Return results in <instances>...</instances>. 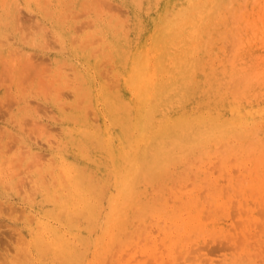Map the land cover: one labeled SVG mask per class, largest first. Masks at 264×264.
I'll list each match as a JSON object with an SVG mask.
<instances>
[{
  "label": "rangeland",
  "instance_id": "obj_1",
  "mask_svg": "<svg viewBox=\"0 0 264 264\" xmlns=\"http://www.w3.org/2000/svg\"><path fill=\"white\" fill-rule=\"evenodd\" d=\"M90 1L5 0L2 7L0 0V71L6 72L4 76L0 72V264H264V82L259 83L258 77L259 82H255L264 68V31L251 33L253 25L261 26L264 21V0H153L157 4L152 0ZM5 17H9L7 21ZM96 36L101 39L94 44L91 41ZM102 36H108L106 42ZM127 40L132 41L128 47ZM225 40L238 57L230 56L234 51L227 53ZM98 46L100 51L94 53ZM143 50L155 53L153 62L158 70L155 83L140 95L146 103L139 106L129 79ZM27 62L37 69L28 67ZM69 65L73 70L79 68L73 73ZM215 70L217 73H213ZM100 71L108 77H101ZM235 77L242 78L240 81L248 78V83L243 81L248 87ZM45 82L48 86L51 83L50 89ZM58 86L61 89L54 88ZM232 91L236 96L231 97ZM87 109L92 114L86 116ZM143 113L147 114L141 128L144 139L135 126ZM187 123L193 127L191 134L180 132ZM47 137L55 144L48 143ZM21 153L24 159L20 161ZM33 153H40L46 160ZM35 159H40V169ZM217 161L219 166H215ZM30 162L34 166L26 169L27 163L31 167ZM238 163L242 166L237 167ZM67 170L75 180V185L70 181L72 188L65 183ZM125 176L127 182L122 185ZM16 184L21 186L24 201ZM29 187L31 191L26 189ZM12 207L23 211L19 220V213Z\"/></svg>",
  "mask_w": 264,
  "mask_h": 264
},
{
  "label": "bare ground",
  "instance_id": "obj_2",
  "mask_svg": "<svg viewBox=\"0 0 264 264\" xmlns=\"http://www.w3.org/2000/svg\"><path fill=\"white\" fill-rule=\"evenodd\" d=\"M9 1H12V0H9ZM16 1H18V0H16ZM116 1H117V0H116ZM120 1H121V0H120ZM126 1H127V0H126ZM132 1H133V0H132ZM181 1H182V0H180L179 3H181ZM183 1H184V0H183ZM187 1H189V0H187ZM191 1H192V0H191ZM195 1H196V0H194V2H195ZM216 1H217V0H216ZM216 1H215V2H216ZM1 2H2L1 4H2V7H3V6H4L3 4L5 3V0H4V1L1 0ZM20 2H21V1H20ZM90 2L92 3V2H94V1L91 0ZM95 2H96V1H95ZM113 2H114V1H113ZM118 2H119V1H118ZM128 2H129V1H128ZM145 2H146V0H145ZM150 2H151V0H150ZM154 2H155V1H154ZM154 2H153V0H152V3H153V4L156 3V2H155V3H154ZM177 2H178V1H177ZM198 2H199V1H198ZM223 2L225 3V1H223ZM237 2H238V1L236 0V3H237ZM248 2H249V1H248ZM257 2H258V1H257ZM257 2H256V3H257ZM261 2H262V1H261ZM24 3H25V2H24ZM28 3H30V2H28ZM91 3H90V4H91ZM96 3H97V2H96ZM140 3H142V2H140ZM184 3H185V2H184ZM188 3H190V2H188ZM220 3H222V2H220ZM220 3H219V4H220ZM241 3L244 4L243 1H242ZM245 3H246V2H245ZM252 3H253V1H252ZM256 3H255V4H256ZM1 4H0V5H1ZM10 4H11V3H10ZM21 4H22V3H21ZM146 4H147V3H146ZM156 4H157V3H156ZM163 4H164V3H163ZM177 4H178V3H177ZM182 4H183V3H182ZM190 4H191V3H190ZM192 4H193V3H192ZM198 4H199V3H198ZM206 4H207V3H206ZM227 4H228L227 6L229 7L230 3L228 2ZM233 4H234V3H233ZM233 4H232V5H233ZM238 4H239V3H238ZM253 4H254V3H253ZM262 4H263V6H264V3H262ZM30 5H31V4H30ZM96 5H97V4H96ZM127 5H128V4H127ZM129 5H131V4H129ZM129 5H128V6H129ZM134 5H135V4H134ZM140 5H141V4H140ZM143 5H145V4H143ZM151 5H152V4H151ZM178 5H180V4H178ZM183 5H184V4H183ZM201 5H202V3H201ZM214 5H215V3H214ZM232 5H231V6H232ZM234 5H235V4H234ZM244 5H245V4H244ZM259 5H260V4H259ZM8 6L10 7V5H8ZM92 6L94 7V5H92ZM188 6H189V5H188ZM197 6H198V5H197ZM207 6H208V5H207ZM221 6H222V5H221ZM239 6H240V5H239ZM246 6H247V3H246V5H245V7H246ZM251 6H252V4H251L249 7H251ZM9 7H8L7 9H9ZM30 7H31V6H30ZM56 7H57V6H56ZM132 7H133V6H132ZM136 7H137V6H136ZM149 7H150V6H149ZM156 7H157V6H156ZM156 7H155V8H156ZM178 7H179V6H178ZM178 7H176V8H178ZM181 7H182V6H181ZM186 7H187V6H186ZM186 7H185V8H186ZM202 7H203V6H202ZM219 7H220V6H218V9H219ZM245 7L242 6V9H241V10H243ZM249 7H248V8H249ZM258 7H260V6H258ZM13 8H14V6H13ZM134 8H135V7H134ZM182 8H183V7H182ZM203 8H205V7H203ZM211 8H212V7H211ZM220 8H221V7H220ZM224 8H225V5H224ZM28 9H29V8H28ZM125 9H127V8H125ZM140 9H142V8H140ZM159 9H160V8H159ZM235 9H236V8H235ZM253 9H254V6H253ZM255 9H256V6H255ZM258 9H259V8H257V10H258ZM262 9L264 10V8H262ZM11 10H12V9H11ZM14 10H15V9H14ZM14 10H13V12H14ZM31 10H32V9H31ZM127 10H128V9H127ZM129 10L131 11V9H129ZM136 10H137V8H136ZM146 10H148V9H146ZM176 10H177V9H176ZM176 10H175L174 12H176ZM183 10H184V9H183ZM219 10H221V9H219ZM241 10H240V12H241ZM32 11H33V10H32ZM133 11H134V10H133ZM154 11H155V10H154ZM162 11H163V8H162ZM177 11H178V10H177ZM206 11H207V10H206ZM208 11H209V10H208ZM217 11H218V10H217ZM255 11H256V10H255ZM5 12H6V9H5ZM149 12H151V10H150ZM149 12H148V13H149ZM188 12H189V11H188ZM213 12H214V11H212V13H213ZM222 12L224 13V9L222 10ZM231 12H232V10H231ZM238 12H239V10H238ZM252 12H253V11H251V13H252ZM256 12H257V11H256ZM261 12H262V10H261ZM263 12H264V11H263ZM11 13H12V11H11ZM127 13H129V12H127ZM130 13H131V12H130ZM133 13H134V12H133ZM138 13H139V12H138ZM144 13H145V12H143V14H144ZM162 13H163V12H162ZM184 13H185V12H184ZM192 13H193V12H191V9H190V14H192ZM220 13H221V12H220ZM258 13H259V11H258ZM8 14H9V11H8ZM61 14H62V13H61ZM140 14H141V13H140ZM155 14H156V12H155ZM173 14H174V13H173ZM188 14H189V13H188ZM190 14H189L188 16H190ZM214 14H215V13H214ZM248 14H249V12L247 13V15H248ZM260 14H261L260 16L262 17V13H260ZM9 15H10V14H9ZM13 15H15V14H13ZM114 15H115V14H114ZM141 15H142V14H141ZM146 15H147V14H146ZM182 15H183V14H182ZM223 15H224V14H223ZM237 15H238V14H237ZM247 15H246V16H247ZM258 15H259V14H258ZM263 15H264V14H263ZM2 16H3V15H2ZM133 16L135 17V15H133ZM142 16H143V15H142ZM157 16H159V15H157ZM157 16H156V17H157ZM172 16L174 17V15H172ZM194 16L196 17L195 14H194ZM224 16H227V15H224ZM244 16H245V15H244ZM249 16H250V14H249ZM253 16H255V15H253ZM12 17H13V16H12ZM66 17H69V15H66ZM94 17H95V16H94ZM112 17H114V16L112 15ZM143 17H144V16H143ZM162 17H163V16H162ZM236 17H238V16H236ZM241 17H242V16H241ZM250 17H251V16H250ZM256 17H257V16H256ZM7 18H9V17H5V21L8 20ZM120 18H121V17H120ZM137 18H138V17H137ZM174 18H175V17H174ZM174 18H172V19H174ZM176 18H177V17H176ZM216 18H217V17H216ZM226 18H227V17H226ZM6 19H7V20H6ZM91 19H92V18H91ZM122 19H123V18H122ZM125 19H126L127 21H129V20H128L129 18L127 19V16H126ZM172 19H171V22H172ZM228 19H231V15H230V17H229ZM228 19H227V20H228ZM235 19H237V18H235ZM258 19H259V21H261V18H260V17H257V20H258ZM3 20H4V19H3ZM3 20H2V21H3ZM65 20H66V19H65ZM95 20H97V19H95ZM126 20H125V21H126ZM131 20H132V19H131ZM158 20H161V17H160V16H159ZM158 20H156V21H157L156 23H158ZM165 20H167V19H165ZM169 20H170V19H169ZM179 20H180V18H179ZM202 20H203V17H202ZM233 20H234V19H233ZM9 21H10V19H9ZM9 21H8V23H9ZM15 21H17V17H16V20H15ZM104 21H105V20H104ZM109 21H110V20H109ZM111 21H112V20H111ZM122 21H123V20H122ZM140 21H141V20H140ZM140 21H139V22H140ZM146 21H148V20H146ZM176 21H177V20H176ZM204 21H205V18H204ZM218 21H220V20H218ZM228 21H229V20H228ZM235 21H236V20H235ZM132 22H134V20H133ZM162 22H163V21H162ZM162 22H161V23H162ZM165 22H166V21H165ZM177 22H178V21H177ZM179 22H180V21H179ZM230 22H231V20H230ZM230 22H228L227 25H229ZM240 22H241V21H240ZM246 22H247V21H246ZM8 23H5V25L8 24ZM16 23H17V22H16ZM68 23H69V21H68ZM110 23H111V22H110ZM136 23H137V22H136ZM156 23H155V25L157 26ZM161 23H160V24H161ZM224 23H225V22H224ZM241 23H242V22H241ZM252 23H253V22H252ZM258 23H259V22H258ZM3 24H4V23H3ZM80 24H81V23H80ZM93 24H94V22H93ZM114 24H115V23H114ZM116 24H117V23H116ZM124 24H126V23L124 22ZM147 24H148V23H147ZM158 24H159V23H158ZM175 24H176V23H175ZM225 24H226V23H225ZM233 24H234V22H233ZM239 24H240V23H239ZM253 24H254V23H253ZM260 24H261V22H260ZM63 25H65V23H64ZM97 25H98V23H97ZM131 25H132V23H131ZM139 25H140V24H139ZM141 25H142V24H141ZM152 25H153V24H152ZM187 25H189V24H187ZM199 25H200V24H199ZM218 25H220V24H218ZM227 25H226V26H227ZM241 25H242V24H241ZM243 25H244V23H243ZM18 26H19V25H18ZM59 26H60V25H59ZM94 26H95V25H94ZM98 26H99V25H98ZM115 26H116V25H115ZM123 26H124V25H123ZM126 26H127V25H125L124 28H126ZM162 26H163V24H162ZM189 26H190V25H189ZM191 26H192V29H193V27H195V25H194V26L191 25ZM234 26H235V25H234ZM234 26H233V30H234ZM236 26H237V25H236ZM244 26H245V25H244ZM261 26H262V27H261ZM261 26H259L258 24H255V26L253 25L254 29H253V32H251V33H253L252 35H255V34H257V33H258V35H259V32H262V33H263V31H264V21H263V23H262ZM51 27H52V26H51ZM63 27H64V26H62L61 28H63ZM65 27H66V26H65ZM65 27H64V28H65ZM102 27H103V26H102ZM127 27H129V26H127ZM132 27H133V26H132ZM138 27H139V26H138ZM142 27H143V25H142ZM158 27H159V26H158ZM221 27H222V26H221ZM224 27H225V26H224ZM224 27H223V29H224ZM245 27H246V26H245ZM245 27H244V28H245ZM247 27H248V26H247ZM6 28H7V27H6ZM52 28H53V27H52ZM95 28H96V27H95ZM124 28L121 29V30H124ZM160 28H161V27H160ZM219 28H220V27H218V29H219ZM225 28H226V27H225ZM229 28H231V27H229ZM229 28H228V30H229ZM66 29H67V28H66ZM74 29H75V28H74ZM76 29H77V27H76ZM97 29H98V27H97ZM102 29H103V28H102ZM129 29H130V28H129ZM148 29H150V28H148ZM153 29H156V28H153ZM161 29H162V28H161ZM208 29H209V28H208ZM248 29H250V28H248ZM51 30H53V29H51ZM69 30H70V29H69ZM113 30H114V29H113ZM141 30L143 31V29H141ZM157 30H159V28H158ZM182 30H183V29H182ZM189 30L191 31V29H189ZM214 30H215V29H213V31H214ZM216 30H217V29H216ZM219 30H220V29H219ZM231 30H232V28H231ZM246 30H247V29H246ZM250 30H251V29H250ZM0 31H1V30H0ZM58 31H59V30H58ZM91 31H92V30H91ZM100 31H101V30H100ZM217 31H218V30H217ZM234 31H235V30H234ZM243 31H244V30H243ZM56 32H57V31H56ZM63 32H64V31H63ZM96 32H97V31H96ZM96 32H95V33H96ZM103 32H104V31H103ZM105 32L107 33V31H105ZM114 32H115V30H114ZM134 32H135V31H134ZM137 32H138V31H137ZM154 32H155V31H154ZM192 32H193V30L191 31V33H192ZM209 32H210V31H209ZM215 32H216V31H215ZM58 33H59V32H58ZM64 33H65V32H64ZM67 33H68V31H67ZM106 33H105V34H106ZM123 33H124V34H125V33L127 34V32H125V31H123L122 34H123ZM128 33H129V32H128ZM132 33H133V32H132ZM135 33H136V32H135ZM139 33H140V32H139ZM185 33H187L186 30H185ZM223 33H224V32H223ZM60 34H63V33H60ZM68 34H69V33H68ZM68 34H66V36H67ZM76 34H77V32H76ZM105 34H103V35H105ZM116 34H117V32L115 33V35H116ZM124 34H123V35H124ZM130 34H131V32H130ZM208 34H209V33H208ZM215 34H216V33H215ZM219 34H221V33L219 32ZM219 34H218V35H219ZM226 34H227V33H226ZM237 34H238V33H237ZM237 34H234V35H237ZM243 34H244V32H243ZM42 35H44V34H42ZM69 35H70V34H69ZM74 35H75V34H74ZM92 35H93V34H92ZM106 35H107V34H106ZM132 35H133V34H132ZM134 35H135V34H134ZM138 35H139V34H138ZM154 35H155V33H154ZM154 35H153V36H154ZM180 35H181V33H180ZM183 35H184V34H183ZM185 35L188 36V34H185ZM210 35H213V33H212V34L210 33ZM245 35H246V34H245ZM247 35H248V34H247ZM247 35H246V36H247ZM261 35L263 36V34H261ZM78 36H79V35H78ZM93 36H94V35H93ZM126 36H127V35H126ZM128 36H129V35H128ZM128 36H127V37H128ZM136 36H137V34H136ZM157 36H159V34H157L156 37H157ZM165 36H166V35H165ZM187 36H186V37H187ZM213 36H214V35H213ZM216 36H217V35H216ZM229 36H230V35H229ZM239 36H240V35H239ZM246 36H245V37H246ZM105 37H106V36H105ZM105 37L102 36L103 40H104ZM132 37L134 38V36H132ZM148 37H149V36H148ZM156 37H154V38L156 39ZM161 37H164V36H161ZM188 37H189V36H188ZM245 37H244V38H245ZM250 37H251V36H250ZM254 37H257V36H254ZM37 38H38V37H37ZM66 38H68V36H67ZM121 38H122V36H121ZM152 38H153V37H151V39H152ZM244 38H243V39H244ZM251 38H252V37H251ZM74 39H76V38H74ZM80 39H81V37H80ZM94 39H95V42H94ZM97 39H98V40H97ZM100 39H101L100 37L97 38V36H96V37H93V40H92L91 42H93V43L95 44L96 41L98 42V41H100ZM105 39H108V36H107V38H105ZM109 39H111V38H109ZM119 39H120V38H118V40H119ZM151 39H150V41L152 42ZM202 39H203V38H202ZM230 39H232V38L229 37V42H230ZM77 40H78V39H77ZM103 40H102V41H103ZM123 40H124V38H123ZM125 40H126V39H125ZM157 40H159V39H157ZM233 40H234V49H236L235 46L237 45V43H235V42H237V41H235L234 37H233ZM247 40H250V38L248 37ZM254 40H255V39H254ZM259 40H260V42H259L258 40H257V41H258L259 43H261V39H259ZM262 40H264V39H262ZM71 41H72L71 44H73V42H75V41L73 40V38H72ZM104 41H105V40H104ZM114 41H115V40H114ZM127 41H128V40H127ZM144 41H145V40H143V42H144ZM242 41H243V40H241V42H242ZM65 42H66V41H65ZM76 42H77V41H76ZM85 42H86V41H84L83 43H85ZM105 42H106V41H105ZM112 42H113V40H112ZM112 42H111V43H112ZM121 42H122V41H121ZM123 42L126 43V41H123ZM131 42H132V41H131ZM131 42H130V43H131ZM133 42H134V41H133ZM141 42H142V39H141ZM151 42H150V45H151ZM156 42H157V41H156ZM173 42H174V41H173ZM185 42H187V41H185ZM204 42H205V41H204ZM227 42H228V39H227ZM227 42H226V40H225V42L223 41V43L226 44V46H227ZM231 42H232V40H231ZM262 42L264 43V41H262ZM102 43H103V42H102ZM107 43H109V42H107ZM116 43H117V41H116ZM130 43H129V41L127 42V47H128V44H130ZM136 43H137V42H136ZM255 43H256V42H255ZM78 44H79V43H78ZM91 44H92V43H91ZM98 44H99V43H98ZM109 44H110V43H109ZM109 44H108V45H109ZM122 44H123V43H122ZM132 44H133V43H132ZM132 44H131V45H132ZM231 44H232V43H231ZM235 44H236V45H235ZM238 44H239V42H238ZM62 45H63V44H62ZM108 45H107V46H108ZM116 45H119V44H115V46H116ZM123 45H124V44H123ZM123 45H122V47H123ZM140 45H141V44H140ZM144 45H145V44H144ZM147 45H148V43H147ZM215 45H216V44H215ZM251 45H252V43H251ZM255 45H256V44H255ZM80 46H81V44L79 45V47H80ZM89 46H90V44H89ZM101 46H102V45H101ZM115 46H114V47H115ZM120 46H121V44H120ZM124 46H125V45H124ZM148 46H149V45H148ZM155 46H156V45H155ZM223 46H224V45H223ZM223 46H222V47H223ZM226 46H225V47H226ZM242 46L245 47V45H242ZM242 46H241V48H242ZM65 47H66V46H65ZM82 47H83V45H82ZM98 47H99V46H98ZM112 47H113V46H111V49H112ZM114 47H113V48H114ZM117 47H118V46H117ZM129 47H130V46H129ZM135 47H136V46H135ZM144 47H145V46H144ZM153 47H154V46H153ZM218 47L220 48V46H218ZM229 47H230V43H228V46H227L226 49H225V50H227V48H228L227 53H228V51H229V52H230V51H234V53H233V54H230V56H231V57H232V55L237 56V55H235V50L232 49L233 46L230 47L231 50H229V49H230ZM236 47H237V46H236ZM103 48L106 49V46H104ZM123 48H125V47H123ZM132 48H133V47H132ZM140 48H141V47H140ZM151 48H152V47H151ZM176 48H177V47H176ZM257 48H258V47H257ZM257 48H256V49H257ZM262 48H263V46H262ZM67 49H68V47H67ZM99 49H100V47L97 48L96 50H94L93 52L96 53V51H98ZM119 49H120V48L118 47V50H119ZM133 49H134V48H133ZM133 49H132V51H133ZM141 49H142V48H141ZM211 49H213V47H212ZM215 49H216V47H215ZM215 49H214V50H215ZM222 49H223V48H222ZM246 49H247V48H246ZM258 49H259V48H258ZM116 50H117V48H116ZM116 50H113V52L115 51L114 54H117ZM124 50L126 51V49H124ZM136 50H139V49H136ZM151 50H152V49H151ZM219 50H220V49H219ZM239 50H241V49L239 48ZM242 50H244V49H242ZM249 50H251V48H250ZM252 50H253V49H252ZM68 51H69V49H68ZM70 51H71V50H70ZM73 51H74V50H73ZM77 51H78V50H77ZM99 51H100V50H99ZM101 51H102V50H101ZM108 51H110L109 48H108ZM119 51H120V50H119ZM130 51H131V50H130ZM143 51H146V50H143ZM143 51H142V54L140 55V56H141L140 59H139L140 61H139V63H135V65H134V67H133L132 74H131L130 79H129V83H130V84H129V87H130V89L133 91V93L136 95V98L138 99V100H137V104H139V106H143V105L146 103L145 101L140 100V95L145 91V89H146L148 86H151V85H153V84L155 83V80H156L155 72L158 70V68L155 66V63L153 62V60H154V58H155V56H156L155 53L152 52V54H150L149 51H146V52H143ZM212 51H213V50H212ZM258 51H259V50H258ZM1 52H3V51H1ZM1 52H0V53H1ZM93 52H92V53H93ZM105 52H106V51H105ZM105 52H104V53H105ZM162 52H163V51H162ZM219 52H220V51H219ZM224 52H225V51H224ZM224 52L222 51V53H220V54L222 55V54H224ZM236 52H237V51H236ZM250 52H251V51H250ZM261 52H262V49H261ZM263 52H264V51H263ZM7 53H8V52H7ZM64 53H65V52H64ZM68 53L70 54V52H68ZM72 53H73V52H72ZM86 53H87V52H86ZM94 53H93V54H94ZM102 53H103V52H102ZM106 53H107V52H106ZM108 53L111 54V51L108 52ZM120 53H121V52H120ZM120 53H118V54H120ZM125 53H127V52H125ZM198 53H199V52H198ZM198 53H197V54H198ZM201 53H202V52H201ZM227 53H226V54H227ZM231 53H232V52H231ZM240 53H242V52L240 51ZM247 53H248V52H247ZM256 53H257V51H256ZM76 54H77V53H76ZM208 54H211V53H208ZM243 54H244V52H243ZM253 54H254V53H253ZM67 55H68V54H67ZM71 55H72V54H71ZM91 55H92V54H90V57H92ZM101 55H102V54H101ZM111 55H113V54H111ZM122 55H123V54H122ZM134 55H135V54H134ZM134 55H133V56H134ZM162 55H163V54H162ZM200 55H201V54H200ZM214 55H215V54H214ZM216 55H217V52H216ZM227 55H228V54H227ZM238 55H239V54H238ZM240 55H241V54H240ZM240 55H239V57H240ZM28 56H29V55H28ZM64 56H65V55H64ZM87 56H88V54H87ZM118 56H120V55H118ZM194 56H195V55H194ZM203 56H204V55H203ZM210 56H211V55H210ZM242 56H243V55H242ZM244 56H246V55H244ZM250 56H251V55H250ZM30 57H31V56H30ZM67 57H68V56H67ZM67 57H66V58H67ZM85 57H86V56H85ZM85 57H83V58L85 59ZM90 57H89V58H90ZM105 57H106V56H104L103 58H105ZM110 57H112V56H109V59H110ZM116 57H117V55L115 56V58H116ZM120 57L122 58V56H120ZM129 57H130V56H129ZM160 57H161V56H160ZM160 57H159V58H160ZM162 57H163V56H162ZM222 57H224V55H223ZM222 57H221V58H222ZM237 57H238V56H237ZM237 57H235V58H237ZM247 57H248V56H247ZM10 58H11V57H10ZM64 58H65V57H64ZM86 58H88V57H86ZM98 58H99V57H98ZM107 58H108V57H107ZM107 58L105 59V63L108 61L106 64L109 63V60H108ZM113 58H114V57H113ZM117 58H118V57H117ZM121 58H120V59H121ZM199 58H200V56H199ZM221 58H220V59H221ZM224 58L226 59V58H228V57H224ZM242 58H243V57H242ZM242 58H241V59H242ZM251 58H252V56H251ZM251 58H250V59H251ZM263 58H264V57H263ZM263 58H261V61H262ZM31 59H32V58H31ZM68 59H69V57L67 58V60H68ZM133 59H134V58H133ZM210 59H211V58H210ZM210 59H209V60H210ZM229 59H231V58L229 57ZM229 59H228V61H229ZM239 59H240V58H239ZM239 59H238V61H239ZM250 59H249V60H250ZM252 59H255V57L252 58ZM252 59H251V61H252ZM256 59H257V58H256ZM256 59H255L254 61H258V60H256ZM258 59H259V56H258ZM27 60H28V59H27ZM106 60H107V61H106ZM110 60H112V58H111ZM114 60H115V59H114ZM114 60H113V61H114ZM121 60H122V59H121ZM127 60H128V59H127ZM215 60H217V59H215ZM218 60H219V59H218ZM246 60H248V59H246ZM28 61H29V60H28ZM65 61H66V60H65ZM92 61H94V60L92 59ZM99 61H100V60H99ZM99 61H97V62H99ZM119 61H120V60H119ZM222 61L225 62L226 60H222ZM228 61H227V62H228ZM234 61H235V59H234L233 61H231V62H234ZM261 61H259V62H261ZM3 62H4V61H3ZM31 62H32V61H31ZM66 62H67V61H66ZM66 62H65V63H66ZM68 62H69V61H68ZM70 62H71V61H70ZM72 62H73V61H72ZM78 62H79V61H78ZM87 62H88V61H87ZM103 62H104V60H103ZM103 62H102V64H103ZM114 62H115V61H114ZM122 62H123V61H122ZM122 62H121V63H122ZM128 62H129V61H128ZM204 62H205V61H204ZM204 62H203V63H204ZM220 62H221V60H220ZM244 62H246V61L244 60ZM247 62H248V61H247ZM249 62H250V61H249ZM259 62H257V64H258ZM262 62H263V61H262ZM29 63H30V62H29ZM29 63L27 62V64H29ZM89 63H90V62H89ZM91 63H92V62H91ZM93 63L96 64V62H93ZM126 63H127V62H126ZM169 63H170V62H169ZM217 63H218V62H217ZM250 63H251V62H250ZM263 63H264V62H263ZM27 64H26V65H27ZM34 64H35V63H34ZM84 64H85V63H84ZM201 64H202V62H201ZM205 64H206V62H205ZM208 64H209V63H208ZM210 64H214V63H210ZM220 64H221V63H219V65H220ZM228 64H229V63H228ZM230 64H231V63H230ZM254 64H255V63H254ZM257 64H256V65H257ZM259 64H260V63H259ZM261 64H262V63H261ZM261 64H260V65H261ZM70 65H71V64H70ZM70 65H69V67H72V66H70ZM75 65H76V64H75ZM78 65H79V64H78ZM80 65H81V64H80ZM80 65H79V66H80ZM82 65H83V64H82ZM100 65H101V64H100ZM100 65H99V66H100ZM104 65H105V64H104ZM119 65H121V64L119 63ZM122 65H123V63H122ZM125 65H126V64H125ZM202 65H203V64H202ZM202 65H201V66H202ZM217 65H218V64H217ZM231 65H232V64H231ZM238 65H239V64H238ZM251 65H252V64H251ZM256 65H254V66L256 67ZM32 66H34V65H31V66H30V64H29L28 67L31 68ZM35 66H36V65H35ZM35 66H34V67H35ZM76 66H77V65H76ZM76 66H75V67H76ZM84 66H85V65H84ZM84 66H82V67H84ZM90 66H91V65H90ZM96 66H97V65H96ZM164 66L166 67V64H164ZM224 66H226V65H224ZM224 66H222V67L224 68ZM228 66H229V65H228ZM240 66H241V65H240ZM244 66H245V65H244ZM244 66H243V67H244ZM247 66H248V65H247ZM247 66H246V67H247ZM258 66H259V65H258ZM263 66H264V65H263ZM28 67H27V68H28ZM80 67H81V66H80ZM101 67H102V66H100V68H101ZM110 67H113V65L110 66ZM114 67H115V65H114ZM114 67H113V68H114ZM129 67H131V66L129 65ZM210 67H212V69H213V65H211ZM218 67H220V66H218ZM248 67H249V66H248ZM261 67H262V66H261ZM3 68H5V67H3ZM24 68H25V67H24ZM41 68H42V67H41ZM76 68H77V67H76ZM78 68H79V67H78ZM78 68H77V69H78ZM88 68H89V66H88ZM90 68H91V67H90ZM100 68L98 67V69H100ZM103 68H106V67H103ZM201 68H203V67H201ZM204 68H205V67H204ZM259 68H260V66H259ZM10 69H11V68H10ZM10 69H8V71H9ZM25 69H26V68H25ZM33 69H34V68H33ZM36 69H37V66H36L35 70H36ZM70 69H71V68H70ZM77 69L74 68V70H73V67H72L73 73H74V71L77 70ZM101 69H102V68H101ZM106 69H107V68H106ZM106 69H104V71H102V72H105ZM199 69H200V68H199ZM206 69L208 70L207 67L205 68V71H206ZM245 69H246V68H245ZM250 69H251V68H250ZM255 69H257V68H255ZM2 70H3V69H2ZM27 70H28V69H26V71H27ZM30 70H32V69H30ZM102 70H103V69H102ZM108 70H109V69H108ZM108 70L106 71L107 74H109L110 71H112V70L110 69V71L108 72ZM129 70H130V69H129ZM161 70H162V69H161ZM200 70L202 71V69H200ZM209 70H210V69H209ZM235 70H236V69H235ZM240 70H243V69H240ZM247 70H249V68H248ZM8 71H7V72H8ZM48 71H49V69H48ZM79 71H80V69L78 70V72H79ZM83 71H84V69H83ZM162 71H163V70H162ZM168 71H169V70H168ZM203 71H204V70H203ZM212 71H213V70H212ZM237 71H238V70H237ZM237 71H236V72H237ZM252 71H253V70H252ZM254 71H255V70H254ZM254 71H253V72H254ZM256 71H257V70H256ZM0 72H2V71H0ZM31 72H32V71H31ZM50 72H51V71H50ZM57 72L59 73L58 70H57ZM97 72H98V70H97ZM102 72L100 71V75H101V77L104 78V76L107 75V74L102 73ZM112 72H113V71H112ZM116 72H117V71H116ZM119 72H120V71H119ZM124 72H125V71H124ZM240 72H242V71H240ZM5 73H6V72H5ZM5 73H4V74H5ZM9 73H10V72H9ZM27 73H28V72H27ZM213 73H217V71L215 70ZM218 73H219V70H218ZM221 73H223V72H221ZM224 73H225V72H224ZM245 73H246V71H245ZM245 73H244V74H245ZM249 73L251 74L250 71H249ZM256 73H257V72H256ZM4 74H3V72H2L1 75L4 76ZM32 74H33V73H32ZM61 74H62V73H61ZM81 74L84 75L82 71H81ZM103 74H105V75L103 76ZM112 74H113V73H112ZM114 74H115V73H114ZM117 74H118V72L116 73V75H117ZM233 74H234V73H233ZM240 74H241V73H240ZM240 74H239V77H243V76H240ZM244 74H243V75H244ZM1 75H0V76H1ZM22 75H23V74H22ZM33 75H34V74H33ZM50 75H51V73H50ZM56 75H58V74H56ZM59 75H60V74H59ZM66 75H67V74H66ZM75 75H76V74H75ZM79 75H80V74H79ZM252 75H253V80H255V75H256L255 72H254ZM252 75H251V76H252ZM24 76H25V75H24ZM52 76H54V74H53ZM94 76H95V75H94ZM113 76H115V75H113ZM164 76H165V75H164ZM222 76H223V74H222ZM263 76H264V68L259 72L258 76L256 75V81H255V82H257V83L259 82V81H257V77H258V79H261V81H260L259 83H261V82L263 83V82H264V78H263ZM46 77H47V76H46ZM49 77H50V76H49ZM71 77H72V76H71ZM83 77H84V76H83ZM106 77H108V75H107ZM117 77H118V76H117ZM194 77H195V76H194ZM198 77H200V76H198ZM204 77H205V76H204ZM246 77H249V76L247 75ZM11 78H12V77H11ZM52 78H53V77H52ZM55 78H56V77H55ZM59 78H60V77H59ZM59 78L57 77V80H58ZM94 78H95V77H94ZM115 78H116V77H115ZM235 78L237 79L238 77H235ZM235 78H234V79H235ZM251 78H252V77H249V81L252 80ZM53 79H54V78H53ZM53 79H51V82L54 81ZM99 79H100V78H99ZM105 79H106V78H105ZM108 79H109V78H108ZM113 79H114V78H113ZM215 79H216V78H215ZM230 79H232V78H230ZM240 79H242V78H240ZM240 79L238 78V81H239L240 83H242V85H243V83H244L245 81H246V83H248V80H247L248 78H247V79H246V78H245V79L243 78V81H244V82H243L242 80H241V81H242V82H241ZM2 80H3V79H0V81H2ZM23 80H24V78H23ZM62 80H63V79H62ZM77 80H78V79H77ZM106 80H107V79H106ZM111 80H112V79H111ZM115 80H116V79H115ZM120 80H121V79H120ZM207 80H209V79H207ZM207 80H205V83H204V84H206V81H207ZM262 80H263V81H262ZM71 81L74 83V81L72 80V78H70V83H71ZM158 81H159V79H158ZM57 82H58V81H57ZM99 82H100V80H99ZM116 82H117V80H116ZM120 82H121V81H120ZM229 82H230V81H229ZM236 82H237V81H236ZM239 82H238V83H239ZM253 82H254V81H253ZM255 82H254V83H255ZM22 83H23V81H22ZM52 83H53V82H52ZM62 83H63V82H62ZM85 83H86V82H85ZM107 83H109L108 80H107ZM114 83H115V82H113V84H114ZM224 83H225V82H224ZM231 83H232V82H231ZM238 83H237V84H238ZM246 83H245V85H247ZM251 83H252V82H251ZM257 83H256V85H257ZM43 84H44V83H43ZM50 84H51V83H49V86H48V84L46 85V82H45V86H47L48 88H49V87L51 88ZM75 84H76V82H75ZM75 84H74V85H75ZM158 84H159V83H158ZM202 84H203V83H202ZM234 84L237 85L235 82H234ZM249 84H250V82H249ZM76 85H77V84H76ZM86 85H87V84H86ZM117 85H118V84L116 83V86H117ZM165 85H166V83H165ZM225 85H226V83H225ZM227 85H228V84H227ZM230 85H231V84H230ZM242 85H241V86H242ZM245 85H243V86L245 87ZM259 85H260V84H259ZM70 86H71V85H70ZM79 86H80V84H79ZM83 86H84V85H83ZM112 86H113V85H111V86H109V87H112ZM122 86H123V85H122ZM162 86H163V85H162ZM243 86H242V87H243ZM250 86H251V85H250ZM252 86H253V85H252ZM47 87H46V88H47ZM73 87H74V86H73ZM119 87H120V84H119ZM194 87H195V86H194ZM194 87H193V88H194ZM202 87H203V86H202ZM219 87H220V86H219ZM231 87H232L234 90H236L235 86H232V85H231ZM236 87H237V86H236ZM239 87H240V86H239ZM239 87H237V89H238ZM247 87H248V85H247ZM257 87H258V86H257ZM257 87H256V88H257ZM261 87H262V85H261ZM46 88H45V89H46ZM50 88H49V89H50ZM54 88H56V89L59 90L60 87L58 86V88H57V87H54ZM54 88H53V89H54ZM79 88H80V87H79ZM87 88H88V87H87ZM166 88H167V87H166ZM249 88H250V87H249ZM60 89H61V88H60ZM65 89H66V88H65ZM113 89H114V88H113ZM121 89H122V88H121ZM123 89H124V88H123ZM221 89H222V88H221ZM229 89H230V88H228V90H229ZM241 89H242V88H241ZM258 89H259V88H258ZM70 90H71V89H70ZM70 90H69V93H70ZM118 90H119V89H118ZM160 90H161V89H160ZM207 90H208V89H207ZM217 90H218V89H217ZM225 90H226V88H225ZM238 90H239V89H238ZM243 90H246V89H243ZM261 90H264V87H263V89L261 88ZM66 91L68 92V88L66 89ZM208 91H209V90H208ZM208 91H207V92H208ZM212 91H213V90H212ZM223 91H224V90H223ZM239 91H240V90H239ZM253 91H254V90H253ZM113 92H114V91H113ZM113 92H112V94H113ZM121 92H122V91H121ZM207 92H204V93H207ZM217 92H218V91H217ZM217 92L215 93L216 95L218 94ZM219 92H220V91H219ZM233 92H234V91H232V93H233ZM243 92H244V91H243ZM248 92H250V91H248ZM69 93H67V94H69ZM92 93H93V92H92ZM118 93H119V92H118ZM204 93H203V94H204ZM209 93H211V91H210ZM221 93H222V91H221ZM239 93H241V92H239ZM246 93H247V92H246ZM246 93H245V94H246ZM252 93H253V92H252ZM121 94H122V93H121ZM201 94H202V93H201ZM226 94H227V93H226ZM247 94H248V93H247ZM199 95H200V94H199ZM199 95H198V99H199ZM241 95H242V94H241ZM241 95H240V97H241ZM249 95H250V94H249ZM251 95H252V94H251ZM60 96H61V94H60ZM64 96H65V94H64ZM66 96H67V95H66ZM91 96H93V95L91 94ZM128 96H129V95H128ZM166 96H168V94H167ZM201 96H202V95H201ZM221 96L224 97L225 94H224V95L221 94ZM227 96H229V95H227ZM233 96H236V95L233 93L231 97H233ZM62 97H63V96H62ZM72 97H73V96H72ZM126 97H127V96H126ZM132 97H133V96H132ZM209 97H210V96H209ZM214 97H215V96H214ZM244 97H246V96H244ZM254 97H255V96H253L252 98H254ZM119 98H120V97H119ZM122 98H123V97H122ZM220 98H221V97H220ZM224 98H225V97H224ZM60 99H61V98H60ZM64 99H65V98H64ZM127 99H128V98H127ZM227 99H228V98H227ZM242 99H243V98H242ZM249 99H250V98H249ZM251 100H252V99H251ZM60 101H61V100H60ZM112 101H114V100H112ZM151 101H152V100H151ZM209 101H210V100H209ZM224 101H225V100H224ZM239 101H240V100H239ZM81 102H83L82 99H81ZM128 102H129V101H128ZM236 102H238L237 99H236ZM255 102H256V101H255ZM59 103H60V102H59ZM63 103H64V101H63ZM63 103L61 102L62 107H63ZM72 103H73V102H72ZM79 103H80V102H79ZM90 103H93V102H89V106H91ZM129 103H130V102H129ZM151 103H152V102H151ZM172 103H173V101H172ZM259 103H260V101H259ZM61 104H60L59 106H61ZM64 104H65V103H64ZM73 104H74V103H73ZM79 105H80V104H79ZM130 105H131V104H130ZM197 105H198V104H197ZM235 105H236V104H235ZM258 105H259V104H258ZM262 105H263V104H262ZM106 106H107V105H106ZM106 106H105V107H106ZM202 106H203V105H202ZM238 106H239V104H238ZM243 106H244V105H243ZM245 106H246V105H245ZM2 107H3V106H2ZM64 107L67 109L66 106H64ZM76 107H77V106H76ZM91 107L93 108V106H91ZM77 108H79V107H77ZM86 108H88V105H87ZM93 109H94V108H93ZM98 109H99V108H98ZM196 109H197V108H196ZM210 109H211V108H210ZM87 110H88V109H87ZM213 111H214V110H213ZM217 111H218V110H217ZM224 111H225V110H224ZM239 111H240V110H239ZM88 112H91V111H89V110H88V111H85L86 116H87V113H88ZM246 112H247V111H246ZM262 112H263V111H262ZM64 113H65V112H64ZM247 113H248V112H247ZM251 113H252V112H251ZM65 114H66V113H65ZM88 114H92V113H88ZM96 114H97V113H96ZM220 114H221V113H220ZM232 114H233V113H232ZM243 114H244V113H243ZM77 115H79V114H77ZM172 115H173V114H171V116H172ZM235 115H236V114H235ZM245 115H246V114H245ZM61 116H62V115H61ZM89 116H90V115H89ZM146 116H147L146 113H143V114L139 115V117H137L136 122H135V124H136L135 126H136L138 129L141 130V131H139V133L142 135L143 139L145 138V133H143V130H144V129H141V128H143L144 124H145L146 121H147V119H146L147 117H146ZM254 116H256V114H255ZM235 117H236V116H235ZM240 117L242 118V115H240ZM243 117H245V116H243ZM241 118H240V119H241ZM90 119H91V118H90ZM218 119H219V117H218ZM251 119H253V118L251 117ZM91 120H93V121L96 120L95 116H94V118L91 119ZM244 120H245V119H244ZM253 120H255V119H253ZM87 121H88V120H87ZM197 121H198V120H197ZM240 121H241V120H240ZM246 121H247V120H246ZM23 122H24V120H23ZM29 122H30V121H29ZM31 122L35 123L34 121H31ZM95 122H96V121H95ZM198 122H199V121H198ZM217 122H218V120H217ZM220 122H221V121H220ZM248 122H249V121H248ZM248 122H247V124H248ZM74 123H75V122H74ZM87 123H88V122H87ZM98 123H99V121H98ZM152 123H153V122H152ZM218 123H219V122H218ZM250 123H251V122H250ZM35 124H36V123H35ZM78 124H79V123H78ZM153 124H154V123H153ZM253 124H254V123H253ZM63 125H64V124H63ZM75 125H77V124H75ZM75 125H74V126H75ZM80 125H81V124H80ZM80 125H79V126H80ZM92 125H93V123H92ZM154 125H155V124H154ZM248 125H249V124H248ZM81 126H82V125H81ZM209 126H210V125H209ZM244 126H245V125H244ZM33 127H35L34 124H33ZM39 127H40V125H39ZM42 127H43V126H42ZM75 127H76V126H75ZM92 127H93V126H92ZM240 127H241V126H240ZM255 127H256V126H255ZM258 127H259V126H258ZM261 127H262V125H261ZM46 128H47V127H46ZM46 128H45V129H46ZM93 128H94V127H93ZM253 128H254V126H253ZM40 129H41V128H40ZM40 129H39V130H40ZM247 129H248V128H247ZM192 130H193L192 125H190L189 123H187L186 126H184L183 128L180 129V132H181V133H185V134H191V133H192ZM255 130H256V129H255ZM41 131H44V128H43ZM116 131H117V128H116ZM45 132H46V131H45ZM45 132H43V134H44ZM76 132H77V131H76ZM246 132H247V131H246ZM251 132H252V130H251ZM40 133H41V132H40ZM46 134H47V132H46ZM233 134H234V133H233ZM44 135H45V134H44ZM59 135H60V134H59ZM61 135H62V134H61ZM71 135H72V134H71ZM117 135H118V134H117ZM73 136H74V135H73ZM118 136H119V135H118ZM71 137H72V136H71ZM77 137H78V136H77ZM77 137H75V138H77ZM54 138H55V137H54ZM57 138H58V137H57ZM57 138H56V139H57ZM80 138H81V137H80ZM80 138H79V139H80ZM47 139H48V137H47ZM73 139H74V138H73ZM81 139H82V138H81ZM48 140H49V141H47V142H48V143H51L50 139H48ZM74 140L76 141V139H74ZM56 141H57V140H56ZM56 141H55V142H56ZM81 141H82V140H81ZM231 141H234V140H231ZM252 141H253V139H252ZM261 141H263V140H261ZM62 142H63V141H62ZM77 142H78V141H77ZM118 143H120V139H119V142H118ZM166 143H167V142H166ZM231 143H232V142H230V144H231ZM248 143H249V142H248ZM51 144H52V143H51ZM53 144H55L54 141H53ZM53 144H52V145H53ZM167 144H168V143H167ZM26 145H27V143H26ZM28 146H29V145H28ZM28 146H27V147H28ZM73 146H74V145H73ZM220 146H221V148H220V147H218V148H220V151H221V149H222V144H221ZM28 148H29V147H28ZM32 148H33V147H32ZM84 148H85V147H84ZM115 148H116V147H115ZM228 148H229V147H228ZM33 149H34V148H33ZM197 149H198V148H197ZM36 150H37V149H36ZM73 150H74V149H73ZM218 150H219V149H218ZM55 151H56V150H55ZM27 152H28V151H26V152H24V153H27ZM30 152H31V149H30ZM32 152H33V150H32ZM36 152H37V151H36ZM214 152H215V151H214ZM24 153H21V155L18 156V157H20L19 160H20V159H21V160L24 159V158H23V154H24ZM113 153H114V152H113ZM224 153H225V152H222V154H224ZM35 154H36V153H35ZM35 154L33 153V155H35ZM39 154H40V153H39ZM39 154H36V155L39 156ZM69 154H70V153H69ZM243 154H244V153H242V155H243ZM262 154H263V153H262ZM27 155H29V154H27ZM33 155H32V156H33ZM62 155H64V154H62ZM32 156H31V158H33V160H31V161L35 162V161H34V157H32ZM41 156H42V155H41ZM41 156H39V157H41ZM43 156H44V155H43ZM21 157H22V158H21ZM39 157H37V158H39ZM95 157H98V156L95 155ZM43 158H44V159H42V157H41L40 159L43 160V161L46 160L45 157H43ZM210 158H211V157H210ZM261 158H264V157L261 156ZM0 159H1V157H0ZM40 159H38V161H40ZM66 159H67V157H66ZM245 159H246V158H245ZM21 160H20V161H21ZM35 160H36V162H37L36 165H38V166H39V169H40V164L38 163L37 159H35ZM115 160H116V158H115ZM115 160H114V161H115ZM126 160H127V158H126ZM233 160H234V159H231L230 161L232 162ZM43 161L41 162V164L43 163ZM50 161H51V159H50ZM77 161H78V160H77ZM95 161H96V160H95ZM5 162H6V160H5ZM33 162H30V163L32 164V165H30L31 167H29V166H28L29 163H27V167H26V169H29V168L32 169V167H33L34 164H35V163L33 164ZM3 163H4V162H3ZM51 163H54V162L51 161ZM78 163H79V162H78ZM82 163H83V162H81V165H82ZM115 163H116V162H115ZM217 163H218V161L216 162L215 166L217 165ZM17 164H18V163H17ZM79 164H80V163H79ZM84 164H85V163H84ZM238 164H239V166H237V167H241V166H242V165L240 166V163H238ZM252 164L254 165V162H252ZM85 165H86V164H85ZM87 165H88V164H87ZM207 165H208V164H207ZM247 165H248V164H247ZM19 166H20V164H19ZM82 166H83V165H82ZM175 166H176V165H175ZM217 166H219V165H217ZM89 167H90V166H89ZM213 167H214V165H213ZM90 168H91V167H90ZM26 169H24V170H26ZM209 169H210V168H209ZM99 170H101V169H99ZM192 170H193V169H192ZM199 170H201V169H199ZM5 171H6V170H5ZM40 171H41V170H40ZM95 171H96V170H95ZM28 172H29V171H28ZM51 172H52V171H50V174H51ZM101 172H102V171H101ZM70 173H71V171H69V170L66 171V179H65V183H67V186H68V187L72 188V186H71V184H70V181L72 182V185H75V184H74V183H75V180H72V179H71L72 175H71ZM105 173H106V171H105ZM17 174H18V173H17ZM1 175H2V172H1ZM45 175H46V174H45ZM98 175H99V174H98ZM103 176H104V175H103ZM192 176H193V175H192ZM42 177L44 178V176H42ZM193 177H194V176H193ZM7 178H8V177H7ZM19 178H20V177H19ZM21 178H22V180H24V181L26 180V179H25L26 177H21ZM21 178H20V181H21ZM23 178H24V179H23ZM29 178H31V177H29ZM191 179H193V178H191ZM1 180H2V179H1ZM30 180H31V179H30ZM43 180H44V179H43ZM11 181H12V180H11ZM17 181L19 182V179H18ZM172 181H173V180H172ZM18 182H17V183H18ZM25 182H26V181H25ZM29 182H30V181H28V183H29ZM44 182H45V180H44ZM44 182H42V183H44ZM61 182H62V181H61ZM123 182H127V176H125V177L120 181V183H121L122 185H124ZM3 183H4V181H3ZM26 183H27V182H26ZM28 183H27V184H28ZM45 183H46V182H45ZM52 183H54V182H52ZM172 184H173V183H172ZM18 185H19V184H18ZM20 185H21V182H20ZM22 185H23V183H22ZM24 185H25V184H24ZM158 185H159V183H158ZM30 186L32 187V185H30ZM16 187L19 188V189H20V192H21V186L18 187L17 184H16ZM25 187H26V186H25ZM73 187H74V186H73ZM23 188H24V187H23ZM35 188H37V187H35ZM35 188H34V190H35ZM26 189L29 190L30 187H29V188H26ZM36 190H37V189H36ZM29 191H31V190H29ZM29 191H28V192H29ZM33 192H37V191H33ZM120 192H122V191H120ZM21 194H22V192H21ZM33 194H35V193H32L31 195H33ZM122 194H123V193H122ZM22 195L24 196V193H23ZM149 195H150V194H149ZM190 195H191V194H190ZM29 196H30V193H29ZM30 197H31V196H30ZM263 197H264V196H263ZM24 198H25V196L23 197V201H24ZM184 198H185V197H184ZM31 199H32V198H31ZM151 199H152V198H151ZM168 199H169V198H168ZM185 199H186V198H185ZM168 202H170V201L168 200ZM18 204H20V203H18ZM20 206H21V205H20ZM198 206H199V205H198ZM25 208H26V206H25ZM175 208H176V207H175ZM12 209H13V207H12ZM14 209H16V208H14ZM14 209H13V210H14ZM11 211H12V210H11ZM14 211H17V212L19 213L18 216H17V217H19V218L16 217V218L19 220V219L21 218L20 216L23 215V213H22L23 211H21V208H20V211H21V212H19V209H18V208H17L16 210H14ZM14 211H13V212H14ZM24 211H25V210H24ZM176 211H177V209H176ZM13 212H11V213H13ZM20 213H21V214H20ZM175 213H176V212H175ZM181 215H182V214H181ZM28 216H29V220L31 221V219H30L31 216H30V215H28ZM33 216H34V215H33ZM182 216H183V215H182ZM153 217H154V216H153ZM43 218H44V217H43ZM154 218H155V217H154ZM29 220H28V221H29ZM30 223H31V222H30ZM175 223H176V219H175ZM54 224H55V223H54ZM160 224H162V222H160ZM140 226H141V225H140ZM173 226H174V228H175V225H173ZM60 227H61V226H60ZM152 227H153V225H152ZM147 229H148V228H147ZM166 229H167V228H166ZM20 232H22V231H20ZM23 232H24V231H23ZM143 233H144V232H143ZM26 237H27V236H26ZM23 241H24V243H25V240H23ZM22 243H23V242H22ZM26 244H28V243L26 242ZM26 244H25V245H26ZM26 246H27V245H26ZM116 246H117V245H116ZM28 248H29V247H28ZM30 251H31V250H30ZM22 252H23V254H22ZM22 252H21V255H20V254H19V255H20V257L23 258L22 255H24V251H22ZM19 253H20V251H19ZM19 255H18V256H19ZM114 256H115V255H114ZM20 257H19V258H20ZM22 258H21V259H22ZM27 258H28V257H27ZM179 264H180V263H179Z\"/></svg>",
  "mask_w": 264,
  "mask_h": 264
}]
</instances>
